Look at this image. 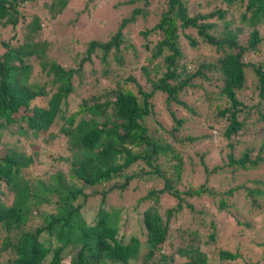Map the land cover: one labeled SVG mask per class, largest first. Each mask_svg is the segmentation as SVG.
<instances>
[{
    "label": "trees",
    "instance_id": "obj_1",
    "mask_svg": "<svg viewBox=\"0 0 264 264\" xmlns=\"http://www.w3.org/2000/svg\"><path fill=\"white\" fill-rule=\"evenodd\" d=\"M100 1L0 0V30H12L0 38V193H11L9 203L0 197V264H264V254H246L235 239L221 245L211 213L203 203L194 208L209 200L218 212L240 210L246 219L235 223L245 227L264 209V176L236 179L264 167V0H239L238 19L226 18L221 4L234 0H201L205 10L193 12L186 0H155L153 23L136 31L139 45L127 27L153 0H114L120 16L132 6L114 29L93 18ZM58 24L62 31H53ZM99 29L104 39L91 36ZM182 42L213 55L198 60ZM193 91L214 105L202 122L217 130L187 134L181 147L190 126L169 106L198 115L180 97ZM161 95L165 123L155 118ZM216 135L226 140L221 164L209 168L200 155V169H189L194 140ZM241 138L245 147L236 150ZM44 148L60 149L66 169L27 177ZM188 172L193 182L184 186ZM129 193L137 195L126 202ZM183 208L193 223L173 230ZM132 220L142 238L121 230Z\"/></svg>",
    "mask_w": 264,
    "mask_h": 264
},
{
    "label": "rangeland",
    "instance_id": "obj_2",
    "mask_svg": "<svg viewBox=\"0 0 264 264\" xmlns=\"http://www.w3.org/2000/svg\"><path fill=\"white\" fill-rule=\"evenodd\" d=\"M52 1L54 2L55 0H49L50 4L52 3ZM121 1V0H120ZM187 1V5L189 7V11L193 12L197 9L200 10H205V6L204 3H200L201 0H186ZM212 2L214 1H219V0H211ZM49 2H43L42 5L44 6L43 8H48L49 6ZM114 2V0H101L99 2V5L93 10L94 11V15L93 18L96 20H99V18L104 19L105 21L107 20V25L110 27L111 24V29H114V27L116 26L118 20L120 17L124 16V15H128L129 11L131 10L132 6H128L125 7L124 10H122L121 12L123 13L122 16H120L118 14V12L114 13L111 8V3ZM216 3V2H214ZM74 3H70L68 4L69 9L73 6ZM158 4V1H151L150 4L147 7L148 9V14L145 17H141L140 15L137 16L136 20L134 23L130 24L127 27V31L130 32V36L132 37V39L136 42V45H139L140 40H137V35H136V31L139 30L142 27L145 26H150L153 23V20L155 19L157 13L155 10L156 5ZM224 6H227L229 9V13L226 14V18H234V19H238L240 17V13H241V6L239 3V0H234L231 4H227L225 2L221 3ZM80 4L77 6V10L80 8L79 7ZM136 6L138 7H143L144 5L142 3H138ZM86 7H82V11L86 10ZM210 9V7L208 8ZM207 9V10H208ZM150 10H152V12H150ZM88 11V10H86ZM150 12V13H149ZM64 14H66L64 12ZM53 17V16H51ZM73 18V17H72ZM76 18V17H75ZM66 19V17H65ZM64 19V21H65ZM22 24L18 25L16 32L19 31L20 27ZM77 24H72L71 27H74ZM29 27V26H28ZM63 26H61V24H58L57 26L55 25L53 28V31H62ZM68 31V30H67ZM102 29H99L97 31L91 32V36L94 37H100L103 35V32H101ZM263 31V30H261ZM101 32V33H100ZM12 33V30L9 28H5V29H1L0 30V38L1 39H6L9 37V35ZM102 39H104V36H102ZM239 41L244 42L243 38L240 36L239 37ZM183 43V49L184 52L189 55H197L196 58L198 60H202L207 58V56L209 55H213L212 52L214 51L212 47L209 46H205V45H201L198 46L197 48H188L187 47V42H182ZM264 50V48H263ZM0 51H1V46H0ZM263 56H264V52H262ZM64 54L60 55L59 54V58H62ZM65 57V55H64ZM33 66H34V77L36 79H40V67H39V62L37 61L36 63L33 62ZM251 85V84H249ZM251 87V86H250ZM247 96L248 95H252L255 94L254 92H250V88L246 89L244 91ZM243 92V93H244ZM162 96V97H161ZM161 96H156L157 100L155 102V118L157 119V121H161L163 123L164 122V117L168 116L166 111L164 110V103H163V95ZM161 97V98H160ZM180 97H182L188 104L190 107H192V109H194L195 112H197L198 115H190L189 113H186L184 109H181L179 106L171 103L169 106V109H174L176 111V115L177 116H184L185 119V124L190 126L189 128H187L186 130H182L181 131V137L183 138V141H179L177 143L182 144L181 147L186 146L189 144V142H191L190 140L187 141V139H185V136L187 134H192V135H201L202 133H206V132H211L213 129H216V127L212 128L211 131L207 129V126H209V121L203 123V119L205 118H210L213 116V112L216 110L214 109V105L212 104L210 108H208V104L205 101L203 95L201 93H198L196 91L193 92H186L182 95H180ZM245 102L250 104L252 103L249 99L244 98ZM161 101V102H160ZM162 107V108H161ZM198 123H202V125H199ZM151 128L153 127L152 125L150 126ZM262 133V132H261ZM260 133V135H261ZM251 135V134H248ZM216 139L209 141L207 143H200L199 141L194 140V143L192 144V156L191 158H188L187 161H189V163L187 164V167L189 169H191V167H198L199 169L201 167L200 163H198V159L199 156L201 155L202 157V161L207 165V167H212V166H216L217 164H221L222 162V158L225 154V146H226V140L222 139V138H218L219 135H216ZM245 142L246 139L241 138L238 142L235 143V148L236 150H242L245 147ZM249 144V143H247ZM234 145V144H233ZM179 146V145H178ZM54 149V148H53ZM51 149V150H46L45 148L42 149L40 151V155H39V159L37 164L33 167V168H29L27 169V173L29 178H40V179H44L47 180L50 175L52 173H55L57 170L59 169H66L65 168V164L60 162L59 160H57V156L58 153L60 154V149ZM63 155V153H62ZM35 161V160H34ZM185 171V169H183ZM186 174V173H185ZM184 174V175H185ZM253 176H264V167H261L259 169H256L254 171H250L248 173L243 174V172H240L236 175V179L238 181H243L247 178H251ZM185 181L184 182V186H187L188 183H192L193 182V178L194 176L192 175L191 172H188L185 175ZM225 182L230 185L233 183V181L229 178L226 179ZM1 189L3 190L4 188L1 186ZM137 194L136 193H129L126 197V202H129L130 200H132L133 198H135ZM0 197H2L4 199L5 202L9 203L11 200V193H6L5 196H1L0 193ZM116 200H114L115 203ZM166 201V200H165ZM164 201V205L167 206V202H172V199H168L166 202ZM208 202H210L209 200H202L197 202H194V208L199 209V207H201L202 203H203V208L206 209V211L208 213H211V218L216 221L217 226L220 227L221 229V237H220V244L224 245L225 244V239H232V243H234L233 239H235L236 242L239 243L240 247L239 249L243 252H245L248 255H252L255 258H261V256L264 254V209L258 213H255V215L253 216H248L250 217L249 219V223H250V227H245L241 224H237L235 223V219L234 216L239 217V219L241 221H244V219L242 218V216H244L240 210L236 211L235 209H231L230 213L228 214L224 211L222 212H218L215 210V208L213 206H211ZM240 213V214H239ZM195 215L193 214V212H189L188 208H183L176 216L177 220L179 219V221L177 222V220H172L171 221V226L173 227V230H177V229H181L184 228L185 230L187 229V227H191V226H187L186 224L192 225L193 220H192V216ZM244 218L246 219V216H244ZM177 222V223H176ZM121 223V220L119 222V224ZM130 225L128 228L121 226V230L125 232L126 236L128 237L131 234H135L138 236V238H142V234L138 228V223L135 220H132V222H130ZM241 230V237L237 238L235 236H233L232 230ZM238 230V231H239ZM175 240V239H174ZM180 240L176 241L175 244L179 243ZM236 245V244H235ZM206 252L208 254V256H211V247L206 248ZM211 264H218L217 262H210Z\"/></svg>",
    "mask_w": 264,
    "mask_h": 264
},
{
    "label": "clouds",
    "instance_id": "obj_3",
    "mask_svg": "<svg viewBox=\"0 0 264 264\" xmlns=\"http://www.w3.org/2000/svg\"><path fill=\"white\" fill-rule=\"evenodd\" d=\"M212 132H215V130H212Z\"/></svg>",
    "mask_w": 264,
    "mask_h": 264
}]
</instances>
